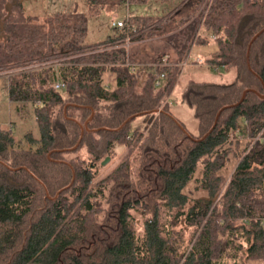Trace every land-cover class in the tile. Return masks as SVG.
<instances>
[{
  "label": "trees",
  "instance_id": "trees-1",
  "mask_svg": "<svg viewBox=\"0 0 264 264\" xmlns=\"http://www.w3.org/2000/svg\"><path fill=\"white\" fill-rule=\"evenodd\" d=\"M203 1L127 10L124 25L86 42L88 15L146 0H87L84 11L43 20L0 0L7 98L31 103L38 130L14 136L0 125V264H264V141L246 149L264 135V0H207L198 11ZM153 36L162 45L147 59L171 63L132 71L140 57L121 43ZM208 42L200 61L233 76L181 84L192 134L168 96L176 63ZM238 125L242 138L232 135ZM106 155L113 163L95 177Z\"/></svg>",
  "mask_w": 264,
  "mask_h": 264
},
{
  "label": "rangeland",
  "instance_id": "rangeland-1",
  "mask_svg": "<svg viewBox=\"0 0 264 264\" xmlns=\"http://www.w3.org/2000/svg\"><path fill=\"white\" fill-rule=\"evenodd\" d=\"M21 1L23 10L26 14L37 15L39 20H43L44 17L52 11H69L72 9L76 10H86L87 0H19ZM169 4H174L177 0H169ZM168 3L161 2V0H146L145 3L142 4H130V3H121V4H113V6H109L112 8L111 10H100L99 12L92 13L87 17V25H86V34L84 36V41L91 42L96 40L103 39L106 35L111 34L114 27L111 25L112 19H119L125 17L128 14L127 10L140 13V14H148V15H157L165 10ZM207 5V0L203 1L199 8L205 12ZM3 29V28H2ZM2 30H0L1 32ZM202 31V30H200ZM122 45L126 46V48H130L132 52L140 57L139 62L135 63L136 67L141 65L145 66L147 69H153V66L150 63L156 62L149 61L147 57L156 56V53H159V49L162 45V40L160 36H153L148 38H140L137 40H124ZM196 45L193 44L190 49V58L193 57L196 51ZM212 47V43L208 42L205 47H202L201 53L199 55L204 56L207 54L208 50ZM57 60H54L52 63H56ZM46 62V61H43ZM194 63V62H192ZM191 60L184 64L181 69V74L178 75V78L173 86L172 93H170L171 97H169V108L172 114L177 118L189 132L195 133L196 131V120L194 116L191 114L189 108H187L183 103H181L177 94L181 84L187 78H200V79H216V80H230L233 76V70L227 69L225 73L221 68L214 69L210 67L206 62H200L196 65H191ZM41 65L43 63H36V65ZM34 66V65H33ZM43 66V65H41ZM198 66L200 67L198 69ZM113 74L110 71H105L103 74V81L109 87L112 86L109 84L112 81ZM114 78V77H113ZM138 81H140L141 77L137 76ZM21 105L18 109L22 112L20 115L16 109L15 105ZM0 125L3 127L10 128L12 134L14 136H21L25 131H30L32 134L37 135L38 130L36 127V123L32 113V105L28 101L23 102H9L7 99V91L5 86V76L0 74ZM239 128V125H238ZM240 129V128H239ZM108 156V155H107ZM113 160L107 158L104 163H99L95 167V177H98L106 172V170L111 166ZM232 163H228L227 167H225V172H229ZM44 228V229H43ZM47 228L44 226L38 231L37 236H41L46 232ZM263 262H247L244 260H240L239 258L228 259L225 264H262Z\"/></svg>",
  "mask_w": 264,
  "mask_h": 264
},
{
  "label": "built area",
  "instance_id": "built-area-1",
  "mask_svg": "<svg viewBox=\"0 0 264 264\" xmlns=\"http://www.w3.org/2000/svg\"><path fill=\"white\" fill-rule=\"evenodd\" d=\"M124 24H125V18L124 17L123 18L116 19V20L115 19H112L111 20V25L113 27H120V26H122ZM189 52L186 54V56L184 57V59H182L181 61H179V62L176 63L179 67H182L184 64L188 63L190 60L191 61H200V58L197 57V56L190 58V53ZM46 62H50L51 63L53 61H46ZM170 63L171 62L167 61L165 55H160L158 57L157 61L156 62H153V63H150V65L154 67L156 64H159V65H167V64H170ZM129 64H130L131 70L133 71L134 68L136 67V64L135 63H129ZM163 77H164V72L155 73V78H154L153 84L156 85V86L159 85V84H161ZM61 86H62V82H60L58 80H56L53 83V87L54 88H59ZM262 131H263V127L261 129H259L255 135H253V136H251L250 138L247 139L248 140V146H246V149L252 143H254L256 140L264 141V135L262 134ZM230 135H231V133H229V136ZM232 135L233 136H236L238 138H242V134H241L240 129L238 127L235 128V130L233 131Z\"/></svg>",
  "mask_w": 264,
  "mask_h": 264
},
{
  "label": "crops",
  "instance_id": "crops-1",
  "mask_svg": "<svg viewBox=\"0 0 264 264\" xmlns=\"http://www.w3.org/2000/svg\"><path fill=\"white\" fill-rule=\"evenodd\" d=\"M205 45L206 44H202V45H196V51H197V53L193 56V57H195V56H197V57H199L200 58V60H201V58L203 57V56H201V55H199V53H201V51H202V47H205ZM210 50V49H209ZM208 54V53H207ZM206 54V55H207ZM206 55H204V56H206ZM192 62H194V63H192ZM201 61H191V65H196L197 63H200ZM200 67L198 66V69H199ZM137 69V68H136ZM181 69H182V67H180V74H181ZM222 70H223V68H222ZM225 71H226V69L225 70H223V72L225 73ZM142 72H140V74H138V77H141L142 76ZM109 84L112 86V84H114V78L112 77V81H110L109 82ZM171 93H172V91H171ZM169 97H171V95H169L168 96V109H169V111L171 112V110H170V108H169ZM8 99V98H7ZM9 102H16V101H10V100H8ZM20 102V101H19ZM20 106L21 105H19V104H17V105H15V109H16V111L20 114V115H22V112H20L18 109L20 108ZM171 114H172V112H171ZM173 115V114H172ZM174 116V115H173ZM175 117V116H174ZM177 119V118H176ZM178 120V119H177ZM179 121V120H178ZM180 122V121H179ZM181 123V122H180ZM182 124V123H181ZM182 126L184 127V125L182 124ZM196 131H195V133L197 132V124H196ZM185 128V127H184ZM186 130H187V128H185ZM188 132L190 131V130H187ZM191 133V132H190ZM195 133H192V134H195Z\"/></svg>",
  "mask_w": 264,
  "mask_h": 264
},
{
  "label": "water",
  "instance_id": "water-1",
  "mask_svg": "<svg viewBox=\"0 0 264 264\" xmlns=\"http://www.w3.org/2000/svg\"><path fill=\"white\" fill-rule=\"evenodd\" d=\"M15 1H17V0H11L12 3H14ZM8 5H9V3H8ZM2 28H3V24H2V21L0 20V30H2ZM246 58H247V55H246ZM244 93H245V90L242 92V95H241L240 99L243 97ZM217 114L218 113H216V115H215L214 121H215V119L217 117ZM107 158H108L107 155L104 156V158L101 160V163H104L107 160Z\"/></svg>",
  "mask_w": 264,
  "mask_h": 264
}]
</instances>
